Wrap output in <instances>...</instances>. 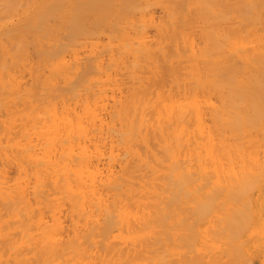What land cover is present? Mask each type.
Wrapping results in <instances>:
<instances>
[{"label":"bare ground","instance_id":"bare-ground-1","mask_svg":"<svg viewBox=\"0 0 264 264\" xmlns=\"http://www.w3.org/2000/svg\"><path fill=\"white\" fill-rule=\"evenodd\" d=\"M0 264H264V0H0Z\"/></svg>","mask_w":264,"mask_h":264},{"label":"rangeland","instance_id":"rangeland-1","mask_svg":"<svg viewBox=\"0 0 264 264\" xmlns=\"http://www.w3.org/2000/svg\"><path fill=\"white\" fill-rule=\"evenodd\" d=\"M162 15H163V12H162L161 9H159V10H158V13H157L158 18L161 19V18H162V17H161Z\"/></svg>","mask_w":264,"mask_h":264}]
</instances>
